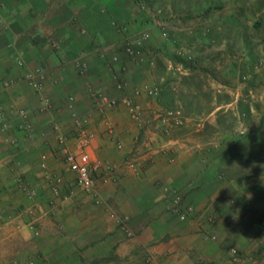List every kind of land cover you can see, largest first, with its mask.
I'll return each instance as SVG.
<instances>
[{
  "label": "crops",
  "instance_id": "1",
  "mask_svg": "<svg viewBox=\"0 0 264 264\" xmlns=\"http://www.w3.org/2000/svg\"><path fill=\"white\" fill-rule=\"evenodd\" d=\"M173 29L141 0H0V264H233L231 248L243 256L238 264L259 263L254 248L263 240L244 208L250 180L233 174L246 150L241 156L228 145L222 155L191 140L201 124L182 137L159 125L171 108L166 93L185 125L213 123L221 109L193 107L203 97L190 78L197 70L172 64ZM145 33L151 39L142 41ZM130 43L141 55L125 52ZM37 69L46 74L39 92L26 80ZM118 82L127 84L141 120ZM144 85L160 95H146ZM183 88L194 89L188 100L177 94ZM95 93L120 103L100 108ZM44 99L52 104L45 112ZM76 116L93 134L87 152L103 166L97 199L77 188L64 162V147H80ZM50 176L62 178L61 197ZM175 193L195 208L187 220L169 210Z\"/></svg>",
  "mask_w": 264,
  "mask_h": 264
},
{
  "label": "rangeland",
  "instance_id": "2",
  "mask_svg": "<svg viewBox=\"0 0 264 264\" xmlns=\"http://www.w3.org/2000/svg\"><path fill=\"white\" fill-rule=\"evenodd\" d=\"M141 1L156 19L174 28L170 34L176 41L172 64L197 70L190 78L203 97L193 107L206 113L216 104L221 106L215 122L193 120L185 125L182 111L171 106L173 97L166 93L168 111L181 112L180 124L171 119L165 126L159 118V125L163 129L169 126L167 135L176 131L182 137L201 124L202 133L189 135L191 140L201 141L206 148L213 146L222 155L228 145L242 150L236 153L241 156L246 150L247 161H238L233 174L250 180L244 208L263 240L254 248L253 257L259 262L256 264H264V0ZM174 78L187 82L180 74ZM193 92L183 88L177 94L188 100ZM149 123L153 129L157 120Z\"/></svg>",
  "mask_w": 264,
  "mask_h": 264
},
{
  "label": "built area",
  "instance_id": "3",
  "mask_svg": "<svg viewBox=\"0 0 264 264\" xmlns=\"http://www.w3.org/2000/svg\"><path fill=\"white\" fill-rule=\"evenodd\" d=\"M164 36H167L164 33ZM142 41H146L151 39L150 33H145L141 38ZM140 46V45H139ZM139 46L135 44H127L125 48V52L131 56H139L141 55V50ZM83 73V72H82ZM46 79V74L44 70L37 69L34 73L28 75L26 77L27 82L29 85L37 92L41 91L44 88V82ZM8 83L7 85H9ZM116 89L120 94H124L123 103L128 107L131 111L132 117L135 120H141L142 111L140 110L139 106L135 104L133 100L127 97L128 86L125 82H118L116 84ZM143 91L146 95L150 97H158L160 95V90L156 87H152L149 85H144ZM135 94L141 93L140 90H134ZM96 104L103 108L105 106L109 107H116L119 105L120 100L118 98H108L104 94L95 93L93 95ZM52 108V104L50 100L44 99L42 100V107L41 111H49ZM20 115L23 118H26L25 112H20ZM181 112H174V111H167L163 116H161V122L166 126L167 122L171 119L176 121V124H180L179 117ZM178 120V121H177ZM75 124L78 126L79 131L78 135L76 136V140L80 147L78 150H71L69 147H64L62 149V154L64 157V162L66 165V169L75 175V182L77 188L86 195H91L98 198V180L96 177V172L102 169L101 161L97 159H93L91 155L87 152L86 147L89 145L90 140L93 138V134L89 133L86 129L85 122L78 116L75 117ZM169 126L165 128V132L169 133ZM122 148V146H120ZM45 159V158H44ZM129 167L134 171L137 170V165L134 162L129 163ZM42 168L46 169V163H42ZM104 183L109 182V178L103 179ZM48 184L52 194L56 197H61L62 194V178L56 177H48ZM75 192L71 189L64 197L65 200H69L74 197ZM170 212L173 216L179 218L180 220H187L189 217L193 216L195 212L194 206L187 204L184 200L182 194L175 193L171 197V207ZM216 239L215 236L212 237ZM230 260L233 264H238L242 261L241 254L236 248H231L229 250Z\"/></svg>",
  "mask_w": 264,
  "mask_h": 264
},
{
  "label": "trees",
  "instance_id": "4",
  "mask_svg": "<svg viewBox=\"0 0 264 264\" xmlns=\"http://www.w3.org/2000/svg\"><path fill=\"white\" fill-rule=\"evenodd\" d=\"M161 93V92H160Z\"/></svg>",
  "mask_w": 264,
  "mask_h": 264
}]
</instances>
